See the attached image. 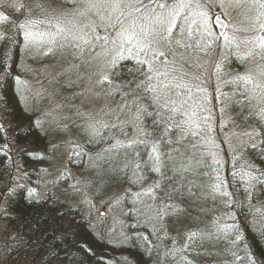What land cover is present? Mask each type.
<instances>
[{"label":"rangeland","instance_id":"1","mask_svg":"<svg viewBox=\"0 0 264 264\" xmlns=\"http://www.w3.org/2000/svg\"><path fill=\"white\" fill-rule=\"evenodd\" d=\"M89 2L101 0H5L0 4V62L5 67L9 47L20 39V99L44 135L35 141L18 135L26 126L14 121L0 87V264H64L49 255L34 234L28 240L20 236L21 223L12 210L17 187L31 177L25 156L39 153L43 160L26 195L50 203L48 238L72 237L82 220L110 248L112 264H135L130 254L134 250L151 264H176L199 246L189 240L204 239L222 242L214 259L205 258H210L208 264H237L234 253L222 252L241 238L234 217L243 223L254 219L263 203L256 193L252 162L258 136L249 119L264 117L259 115L264 113V2L217 0L220 8L212 11L227 23L221 37L212 23L210 36L195 28L193 21L199 19L195 7L170 18V24L177 25L172 29L175 40L188 47L169 45L174 57L166 61L153 60L151 52L135 55L112 27L119 11L89 10ZM185 2L195 5L197 0ZM125 29L124 39L133 31L128 22L119 31ZM121 55L125 58L119 59ZM139 60L150 62V83L161 103L175 101L170 107L176 112L165 110L164 115L175 116L170 122L181 123L185 134L193 133L190 136L195 135L202 145L199 150L208 178L204 199L200 198L203 210L176 194V184L170 180L171 195L164 191L168 190L164 178L171 173L180 175L185 168L198 172L200 155L180 145L179 131L170 133L171 145L160 143L161 172L153 170V140L160 138L161 129L152 126L154 116H147L152 121L150 130L144 116L137 118V104L124 99L119 84L121 66L129 68ZM142 67L147 70L148 65ZM148 83L144 81L145 86ZM243 90L247 94L238 93ZM139 97L140 108L147 105L148 111H155L142 90ZM138 128H146L150 137L137 133ZM139 139L145 142H134ZM115 141L128 146L120 179L106 185L97 179L86 183L85 178L95 177L100 168L104 176L113 172L114 160L100 155L87 161V156ZM78 151L83 153L70 162ZM75 239L73 243L80 244L78 236Z\"/></svg>","mask_w":264,"mask_h":264},{"label":"trees","instance_id":"2","mask_svg":"<svg viewBox=\"0 0 264 264\" xmlns=\"http://www.w3.org/2000/svg\"><path fill=\"white\" fill-rule=\"evenodd\" d=\"M261 1L264 2V0ZM2 52L3 47L0 42V59L2 58ZM21 56L22 49L19 39L18 41H13L12 45L9 47L5 67H3V64L0 62V87L3 96L7 100L14 121L21 122V124L26 126V129L23 130V134L18 135L32 138L35 141L43 138L44 135L40 132V126L32 120L31 113L25 110L20 99V94L23 90L20 78V65L22 64ZM141 67L142 66L139 65L138 62L131 63L129 68L121 66L119 84L122 93L128 91V87H125L127 82H132L130 86L131 88H135L136 82L142 80L145 81L144 77L141 76V73L136 71V69ZM239 85L240 82H238L237 86ZM237 90L238 89H236V91ZM238 93L245 94L246 92L243 90ZM139 94L140 91H137L136 96L139 97ZM124 99L132 101L133 97L124 96ZM138 103H140V100ZM144 120H146L147 127L150 130L153 126L152 121L148 120L147 116H144ZM249 121H252L258 136V145L254 150L252 162L254 165L253 171L257 177L256 193L263 197L262 212L254 219L248 218L244 223L241 220L239 221L237 217H234V223L237 226V230L240 232L241 238L237 243L231 242L229 246L223 248L222 252L234 253L233 255L236 257L237 264H264V117L250 118ZM148 137H150V135ZM182 138L183 141L180 145L186 149L188 148L190 153L200 155L199 166L197 168L198 172L195 169L190 170V168H185L180 175L171 173L168 178H164L166 183L164 186L167 188L169 187V180L175 183L176 189L174 191L176 194L182 195V198L188 201L191 207L195 208V206H197L198 208L200 207V210H203L204 203L200 201V198L204 199L202 196H204V188L208 185V178L205 174L206 164L204 162V155L199 150L201 144L197 141L195 135L190 136L185 134ZM42 142L44 143V141ZM48 142L49 141L45 142L46 145ZM89 146L90 141L87 140L86 147ZM95 147L97 146H94V150H91V152L96 150ZM127 150L128 146L124 145L122 142L115 141L110 144V146H98L93 155L88 154L87 161L91 157L100 155H104L108 157L109 160L115 161V166L112 168L113 172L104 176L102 181L97 179V182L100 181L101 184L104 183V185H106L110 181L115 183L120 179L122 176L121 171L123 162L128 154ZM78 152L80 154L83 153L82 151ZM42 155L43 153L29 154L25 156L27 158L29 157L28 165L31 164L29 166L31 177L28 178V182H23L17 187L14 196L12 210L18 221L21 223L20 236L23 239L28 240L31 236L35 235L41 240L44 250L48 252L49 255L61 258L64 264H112L110 261V248L105 246V242H102L98 236L93 234L82 220L81 224L76 225L78 228L73 229L72 237L67 234H63L61 237L54 239L47 237L49 235V226L51 224L52 216L51 206L49 205L50 203L46 200H33L26 195L29 186L34 182L33 176H35L36 169L43 160L41 158ZM110 170L111 166H109L107 171ZM118 172L119 174L116 175ZM170 177L172 178L170 179ZM104 179L107 181L104 182ZM189 188H191L194 195H189ZM164 191H167V194L171 195V188H168V190L164 189ZM197 192H199L198 196L200 197H195ZM75 236H78V239L81 240L80 244L73 243L76 240ZM229 237L235 239L234 234H229ZM229 240L232 241L231 239ZM192 241L193 240H189L188 242L199 246L195 248V251L188 252L187 257L178 261L176 264H208L211 262L209 261L210 258H208V260L205 258L211 256V259H214L217 254L216 248L221 247L222 243L219 241H208L207 239H204L199 243H192ZM235 244H237V247H234ZM81 245H85L87 248L91 249L92 252L89 253L85 248H82ZM130 254L134 258L135 264H151L147 259H143L142 255L137 250H134V253Z\"/></svg>","mask_w":264,"mask_h":264},{"label":"snow or ice","instance_id":"3","mask_svg":"<svg viewBox=\"0 0 264 264\" xmlns=\"http://www.w3.org/2000/svg\"><path fill=\"white\" fill-rule=\"evenodd\" d=\"M5 0H0V4H3ZM9 6H14L13 4H9ZM21 8L24 5L20 6ZM192 7H195L197 11V15L199 16L198 20H194L196 29H203V35L210 36L211 29L209 28L210 23H214L220 20V16H216L213 13V9H219L220 4L217 3V0H197L195 5L189 2H185V0H163V2L157 3L156 0H148V3H145L144 0H101L100 3H88L89 10L95 8H104L107 10L119 11V18L115 25H113V29L117 30L116 35L124 40V43L130 46V50L135 55L147 54L151 52V56L153 60L161 59L165 60L168 56H173L174 53L171 52L169 45H175L178 48H183L186 50L187 45H181L179 41L175 40L172 29L177 25L175 23L170 24V18L181 17L182 14L188 13V10ZM132 9L133 12L129 13L126 10ZM19 10V9H18ZM159 13V14H158ZM83 16V13H80ZM128 22L132 27L133 31L128 35L126 39H124L125 32L119 31L124 25V23ZM223 26V25H221ZM138 27V31L136 28ZM102 39L103 42L107 43L106 38ZM135 41V44L133 43ZM141 45H143L141 47ZM261 47H264V43L261 44ZM138 49V51H137ZM47 54V53H46ZM122 55L119 59H124ZM264 59V58H262ZM138 64L143 66L145 64L148 65L147 70L143 67L136 69L139 71L141 75L147 80L148 86L144 85V81L136 82L135 88H131L132 82H127L125 87H128V91L122 93L125 97L132 96L133 104H137L138 106V119H142L143 116L155 117L153 119V126L159 127L161 129V136L159 139L153 140V148L152 152L156 154L155 163L156 166L153 168L156 172H161V155L159 152V145L161 142L167 143L171 145L173 141L169 138L170 133L172 131H179L180 136L183 137L185 135V131L183 125L179 122L171 123L170 120H175V116L164 115V111L167 110L169 113H175L176 109L174 107H170L173 105L175 101L166 100L161 103V98L155 94V88L151 85L152 80V68L151 64L147 60H139ZM116 67V63L113 62V68ZM131 71V70H130ZM113 75H118L117 72H113ZM242 79L244 77H241ZM104 79H108V76H105ZM119 90V89H118ZM142 90L146 94V98L151 106L154 107L155 111H148L147 105L142 108L139 107L138 101L142 98L137 97V91ZM182 115V114H181ZM259 115H264V113H260ZM102 123V122H100ZM104 127H108L107 124H103ZM115 127V125H113ZM94 131V129H93ZM137 133H142L145 137L151 135V133L146 128H138ZM192 135L193 133H188ZM139 143H144V139H139ZM56 145H53V149L55 150ZM253 148L256 147L255 144L252 145ZM80 153H73L72 158H70V162H73L74 159L79 156ZM150 160L152 157L150 156ZM104 169L100 168L97 170L96 176L89 179L85 178L86 183H93L94 180L99 179L103 180L104 178ZM79 183V182H78ZM158 187V185H157ZM77 191L80 189L77 188ZM189 195H194L191 188L188 189ZM82 248H85L89 253L92 252L91 249L87 248L85 245H81Z\"/></svg>","mask_w":264,"mask_h":264},{"label":"water","instance_id":"4","mask_svg":"<svg viewBox=\"0 0 264 264\" xmlns=\"http://www.w3.org/2000/svg\"><path fill=\"white\" fill-rule=\"evenodd\" d=\"M215 15L216 16H220V20L216 21V22H214L212 24L216 28L218 37H221L223 35L224 31H225L227 23H226L225 20H223V18L221 17V14L217 13ZM221 25H223V26H221ZM262 34H263V38H264V28H263Z\"/></svg>","mask_w":264,"mask_h":264}]
</instances>
